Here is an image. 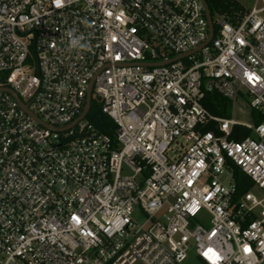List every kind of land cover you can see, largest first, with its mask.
I'll return each instance as SVG.
<instances>
[{
	"label": "built area",
	"instance_id": "built-area-1",
	"mask_svg": "<svg viewBox=\"0 0 264 264\" xmlns=\"http://www.w3.org/2000/svg\"><path fill=\"white\" fill-rule=\"evenodd\" d=\"M212 17L209 38L201 0H0V264H264V0ZM90 85L113 138L73 125Z\"/></svg>",
	"mask_w": 264,
	"mask_h": 264
},
{
	"label": "trees",
	"instance_id": "trees-1",
	"mask_svg": "<svg viewBox=\"0 0 264 264\" xmlns=\"http://www.w3.org/2000/svg\"><path fill=\"white\" fill-rule=\"evenodd\" d=\"M209 13L213 16L215 14L231 15L234 11L241 10L240 4L236 0H204ZM203 105L212 114L226 118L229 116L230 102L216 93H209ZM86 120L98 132L108 135L113 138L116 130L114 122L101 112V105L95 99H91L90 110L86 115ZM254 123L258 124L263 121L259 115H253ZM237 133L232 136L234 140L245 138L249 136V131L237 128ZM233 179L237 186V195L240 196L252 188V183L240 170L233 169Z\"/></svg>",
	"mask_w": 264,
	"mask_h": 264
},
{
	"label": "rangeland",
	"instance_id": "rangeland-1",
	"mask_svg": "<svg viewBox=\"0 0 264 264\" xmlns=\"http://www.w3.org/2000/svg\"><path fill=\"white\" fill-rule=\"evenodd\" d=\"M236 1L238 4H240L246 10H250L255 4V0H236ZM212 19H213V21H215V15H213ZM94 96H92L93 99H94ZM228 117L233 118L235 121H238L239 123H243V124H251L252 123L250 110L245 104L242 103L241 100L237 101L235 107H231V106L229 107V116ZM85 121H87V120L84 118V122ZM171 156H172V154L169 152L168 157H171ZM122 173L124 175H130L131 174V172L126 167H123ZM251 192L258 197L263 196L262 192L257 188V186L252 187ZM201 222L207 224L206 217L201 218ZM184 264H200L199 260L197 259V257L194 254L193 249L188 250L187 257H186V260L184 261Z\"/></svg>",
	"mask_w": 264,
	"mask_h": 264
},
{
	"label": "water",
	"instance_id": "water-1",
	"mask_svg": "<svg viewBox=\"0 0 264 264\" xmlns=\"http://www.w3.org/2000/svg\"><path fill=\"white\" fill-rule=\"evenodd\" d=\"M201 2L203 3L205 15H206L207 20H208V24H209V38H210L212 36V25H211V22H210V13H209V10L207 8V5H206L205 1L201 0ZM5 92H8L9 94H11L13 96V98L17 99V97H16V95L14 93H12V92H10L8 90H5ZM17 101H19V100L17 99ZM19 104H21L20 101H19ZM90 104H91V85H90V87H89V89L87 91V94H86V99H85L83 112H82L81 116L73 123V125L75 123H77L78 121L82 120L88 114V112L90 110ZM22 108L24 110H26V108L24 106H22Z\"/></svg>",
	"mask_w": 264,
	"mask_h": 264
}]
</instances>
